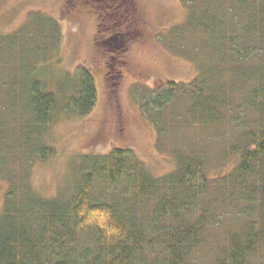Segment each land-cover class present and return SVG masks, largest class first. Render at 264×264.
I'll use <instances>...</instances> for the list:
<instances>
[{
    "label": "trees",
    "instance_id": "16d2710c",
    "mask_svg": "<svg viewBox=\"0 0 264 264\" xmlns=\"http://www.w3.org/2000/svg\"><path fill=\"white\" fill-rule=\"evenodd\" d=\"M183 3L190 10L198 0ZM213 6L212 15L191 14L187 27L172 30L198 48L200 38L214 34L220 43L215 60L202 64L193 82H170L141 107L161 138L178 129L176 117L204 128L230 122L229 136L219 139H228V152L237 157L231 172L211 178L206 155L184 148L175 153V170L156 178L132 150L115 149L90 158L67 199L11 186L0 217V264H207L212 247L210 264H264V0H216ZM42 21L56 29L55 21ZM18 35H0L3 58L13 54ZM77 74L74 93L62 103L37 80L23 92L32 122L25 125L36 134L21 144L31 152L26 159L54 155L42 136L60 112L85 117L95 109L93 75L81 67ZM3 124L0 119V166L12 157Z\"/></svg>",
    "mask_w": 264,
    "mask_h": 264
},
{
    "label": "rangeland",
    "instance_id": "374dc122",
    "mask_svg": "<svg viewBox=\"0 0 264 264\" xmlns=\"http://www.w3.org/2000/svg\"><path fill=\"white\" fill-rule=\"evenodd\" d=\"M215 1L198 0L190 12L183 0H0V35L19 34L13 54H0V119L12 155L0 166V217L9 187L28 185L41 198L67 199L90 168V158L115 149L132 150L156 178L175 170V153L184 148L206 155L211 178L231 172L237 157L228 152L230 141L219 139L229 136L230 122L204 128L186 126L185 119L176 117L178 129L161 138L141 107L170 82H193L200 66L215 60L220 43L214 34L200 38L198 48L172 30L187 27L191 14L212 15L207 10L218 8ZM44 19L55 21L56 29ZM51 37H57L56 42ZM80 67L95 79V109L85 117L60 112L42 136L54 155L44 161L26 159L31 152H24L27 147L21 144L29 133L36 140V134L33 125H25L32 122L23 92L37 80L62 103L74 93ZM213 250L206 252L207 264Z\"/></svg>",
    "mask_w": 264,
    "mask_h": 264
}]
</instances>
